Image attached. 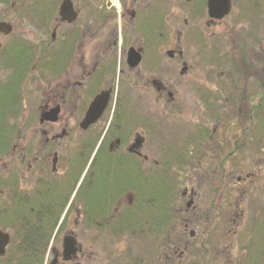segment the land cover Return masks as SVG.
Masks as SVG:
<instances>
[{"label":"flooded vegetation","instance_id":"af4514ba","mask_svg":"<svg viewBox=\"0 0 264 264\" xmlns=\"http://www.w3.org/2000/svg\"><path fill=\"white\" fill-rule=\"evenodd\" d=\"M229 3L216 21L208 0H0V97L24 124L0 173L23 171L27 202L80 183L62 214L78 253L59 264H248L264 245V0ZM177 5L202 27L195 55Z\"/></svg>","mask_w":264,"mask_h":264},{"label":"trees","instance_id":"16d2710c","mask_svg":"<svg viewBox=\"0 0 264 264\" xmlns=\"http://www.w3.org/2000/svg\"><path fill=\"white\" fill-rule=\"evenodd\" d=\"M7 111L12 112L13 116H18L20 105H17L16 100L10 102L6 97H0V158L7 152L8 147L7 139L4 138L5 142L2 141L3 134L8 131L15 133L18 129L16 120L11 123L3 119ZM167 176L159 179L157 188V194L162 198L159 202L160 207L165 210L168 209L165 198L178 194L175 182L172 183ZM15 180L16 177L11 182L14 183ZM2 185L4 186V180L0 178V186ZM10 186L7 188L9 194L6 196V202L0 206V223L4 229L10 231L11 242L0 264H44L48 250L52 247L51 242L68 222V219H63L58 228L73 187L65 190L60 185L56 188L53 185L42 197L37 196L27 202L23 191L12 190ZM79 193L80 190L77 194Z\"/></svg>","mask_w":264,"mask_h":264},{"label":"rangeland","instance_id":"374dc122","mask_svg":"<svg viewBox=\"0 0 264 264\" xmlns=\"http://www.w3.org/2000/svg\"><path fill=\"white\" fill-rule=\"evenodd\" d=\"M177 7L178 8H176L173 15H174V24H175L176 33H177V31L180 32V34H179V36H180V49L183 52H185L187 55H190V56L195 55V53L198 52L197 50L199 49V44L196 43L198 41V39L200 38L198 32L201 30L202 27L200 24H198V25L195 24V22H194L195 20H194L193 15H192L193 13L187 9V6L177 5ZM232 14H233V16L232 15L229 16L226 23H224L223 36L226 35L225 32H228L229 30H231V28H229V26H228V24H230L231 19L235 18V16H239V18H240V15L242 13L234 12ZM199 17L200 18L202 17V13H200ZM185 19H187L188 22L190 23L189 25H186L187 27L184 26V20ZM243 21H244L243 24L247 25L248 20L246 18H244ZM197 22H199V20ZM194 34H195V36H194ZM189 36L190 37L193 36L195 39V42H194V40H192V41L188 40ZM226 43H228L227 38H226ZM224 45L226 47H228V44H224ZM18 126L20 127V130L22 131L24 124H23V121L21 119L18 120ZM15 171L16 170L5 172V174L9 175V174L14 173ZM16 173H18L22 177L24 176V173L21 170L20 171L17 170ZM18 184H19L18 185L19 190L21 189L23 191V189H25V187L27 186L28 183L26 180L25 181L21 180V182L18 180ZM0 189L3 191L5 190V188L2 186H0ZM6 196H7V194L0 197V206H2L4 204V202H6ZM71 223H72V220L71 221L69 220L70 225H71ZM70 225L68 226L67 230L65 228L66 231H68V230L70 231V229H69ZM0 230H3L5 232L9 231L8 229H4L1 225V223H0ZM65 230L60 231L58 233V235L56 236V239L53 242V248H55L59 251L61 248L62 237L64 236V234L66 232ZM74 233L78 235V241L80 244H82V246L85 249L89 243L88 236L85 235L81 230L80 231L74 230ZM250 254L252 257L250 258V261L248 262V264H264V245L257 243V246L254 247V249L250 251ZM51 259H52V254L49 253L47 256L48 262Z\"/></svg>","mask_w":264,"mask_h":264},{"label":"water","instance_id":"95a60500","mask_svg":"<svg viewBox=\"0 0 264 264\" xmlns=\"http://www.w3.org/2000/svg\"><path fill=\"white\" fill-rule=\"evenodd\" d=\"M230 11L229 0H208V16L213 20H221L225 16L228 15ZM68 10L62 6L60 10L61 15H65ZM0 32L4 34H9L11 32V28L4 23H0ZM97 101L91 105L89 108L86 117L82 123V128H87L89 124H91L95 120V116L93 115L96 110ZM140 140L136 139L134 144V149L139 147ZM10 242L9 234L0 231V258L5 255L6 247ZM54 253V251H53ZM77 253L76 242L72 235L65 236L62 240V251L61 258L64 262L70 261ZM50 264H57V255H54L53 260Z\"/></svg>","mask_w":264,"mask_h":264}]
</instances>
